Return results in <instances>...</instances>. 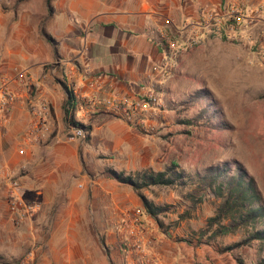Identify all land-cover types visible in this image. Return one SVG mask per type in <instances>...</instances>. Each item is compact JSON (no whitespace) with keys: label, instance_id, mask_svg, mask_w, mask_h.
<instances>
[{"label":"crops","instance_id":"0c3cea01","mask_svg":"<svg viewBox=\"0 0 264 264\" xmlns=\"http://www.w3.org/2000/svg\"><path fill=\"white\" fill-rule=\"evenodd\" d=\"M231 1L0 0V83L19 73L25 78L14 84L19 100L0 130V211L8 209L4 175L14 173L19 196L40 206L14 225L36 264H95L89 240L106 236L114 243L122 234L124 197L133 201L134 193L107 177L109 164L101 168L100 156L123 149L133 130L92 103L94 96L134 97L148 78L162 82L163 74L153 71L167 58L162 30L173 36L177 30L183 38L185 22ZM262 1L245 0L246 12ZM255 22L254 30L264 20ZM93 77L103 81L96 90L90 87ZM68 91L77 101L76 121L90 127L85 142L72 138L66 123ZM32 102L51 107V131L39 141L28 135Z\"/></svg>","mask_w":264,"mask_h":264},{"label":"rangeland","instance_id":"374dc122","mask_svg":"<svg viewBox=\"0 0 264 264\" xmlns=\"http://www.w3.org/2000/svg\"><path fill=\"white\" fill-rule=\"evenodd\" d=\"M252 27L228 35L202 33L200 43L179 53L162 84L154 85L164 103L161 112L130 125L133 136L123 149L100 156L101 168L109 164L104 173L111 179L110 170L135 176L171 167L184 178L173 186L141 191L155 205L169 208L159 223L145 213L138 193L125 186L134 197L133 201L124 197L128 202L124 221L142 211L140 242L122 228L114 243L106 236L92 238L95 264H257L264 258L260 242L228 250L254 229L264 228V221L210 241L211 231L203 238L201 232L216 214L220 199L209 191L196 204L187 197L190 192L200 196L204 188L198 177L208 169L226 168L232 174L240 166L254 179L264 203V31ZM173 37L181 40L182 35L176 30ZM75 138L85 142L87 133L84 139ZM0 216V264H20L32 250L20 246L6 207Z\"/></svg>","mask_w":264,"mask_h":264},{"label":"built area","instance_id":"2783aa9c","mask_svg":"<svg viewBox=\"0 0 264 264\" xmlns=\"http://www.w3.org/2000/svg\"><path fill=\"white\" fill-rule=\"evenodd\" d=\"M256 17H262L264 20V0L255 8L251 9L249 13L246 12L245 0H232L228 5L217 10H206L203 17L198 21H188L183 24V34L185 35L181 40L175 39L169 32L162 30L161 43L167 52V58L161 65H156L153 68L155 72H161L168 75L174 68V63L177 61L179 53L186 52L195 47L201 41V34L204 32L228 35L241 28L250 29L254 26ZM160 19L167 26H171L172 20L160 16ZM264 31V23L262 25ZM264 36V35H263ZM250 42L256 44V40L249 39ZM264 41V37L262 38ZM258 43V42H257ZM264 56V55H263ZM24 81L23 74H17L15 77H5L0 83V130L7 124L9 120V113L11 109L17 104L19 97L15 90L14 84L19 80ZM153 78H148L140 89L137 96L129 97L126 95H118L110 99L101 100L94 96L92 103L101 106L109 111L111 114L124 119L127 123L137 126L144 123L148 115H156L161 112L164 106L162 97L154 89L155 84H162ZM103 83L100 77H93L90 82V87L96 90ZM32 121L28 129V135L31 139L39 141L41 137L51 131L48 124L51 116V107L46 102H32L31 104ZM74 135L72 138L86 137V131L73 128ZM24 150L20 151L23 155ZM4 183L6 185V199L7 207L15 226L23 224L29 217L40 209L36 203H32L21 198L18 194L20 186L17 175L14 173H5ZM142 216V211L137 210L132 214L127 215V220L123 222L121 228L126 229L127 233L133 237L136 242H140L138 236L139 220ZM35 253L30 251L27 257L20 264H34Z\"/></svg>","mask_w":264,"mask_h":264},{"label":"trees","instance_id":"16d2710c","mask_svg":"<svg viewBox=\"0 0 264 264\" xmlns=\"http://www.w3.org/2000/svg\"><path fill=\"white\" fill-rule=\"evenodd\" d=\"M68 93L69 98L64 107L67 116L66 123L71 128H79L87 132L90 127L75 119L77 108L75 95L72 91H68ZM187 123L192 124L191 122ZM173 166H177L176 163H173ZM225 166L228 167V164ZM228 171L229 169L221 167L208 169L204 176L198 177L199 183L204 188L200 196L197 197L191 192L187 195L194 204L202 202L204 194L208 191L220 199L216 214L209 219L206 229L201 232L203 238L211 231L210 241L220 236L235 234L242 228L256 226L259 222L264 221V203L254 179L249 177L240 166L232 174H229ZM109 174L118 183L135 190L141 199L145 213L158 223L160 222L159 216L167 212L169 208L155 205L141 191L155 186H173L177 184L178 180L184 178L183 174L178 173L174 167L159 172H138L135 176H127L114 170H110ZM186 242L191 243L190 241ZM254 242L264 245V228L254 229L248 237L228 247V250L249 246ZM257 264H264V258Z\"/></svg>","mask_w":264,"mask_h":264},{"label":"water","instance_id":"95a60500","mask_svg":"<svg viewBox=\"0 0 264 264\" xmlns=\"http://www.w3.org/2000/svg\"><path fill=\"white\" fill-rule=\"evenodd\" d=\"M67 95H68V98H69V93Z\"/></svg>","mask_w":264,"mask_h":264}]
</instances>
